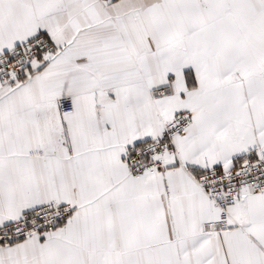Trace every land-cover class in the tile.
Listing matches in <instances>:
<instances>
[{
    "label": "snow or ice",
    "instance_id": "obj_1",
    "mask_svg": "<svg viewBox=\"0 0 264 264\" xmlns=\"http://www.w3.org/2000/svg\"><path fill=\"white\" fill-rule=\"evenodd\" d=\"M0 264H264V0H0Z\"/></svg>",
    "mask_w": 264,
    "mask_h": 264
}]
</instances>
